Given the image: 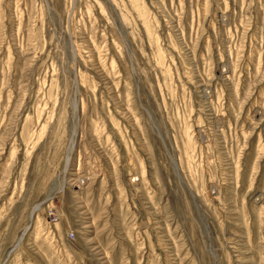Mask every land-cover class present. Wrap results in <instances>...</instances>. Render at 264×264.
<instances>
[{
    "label": "rangeland",
    "instance_id": "obj_1",
    "mask_svg": "<svg viewBox=\"0 0 264 264\" xmlns=\"http://www.w3.org/2000/svg\"><path fill=\"white\" fill-rule=\"evenodd\" d=\"M0 264H264V0H0Z\"/></svg>",
    "mask_w": 264,
    "mask_h": 264
}]
</instances>
